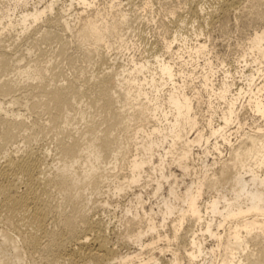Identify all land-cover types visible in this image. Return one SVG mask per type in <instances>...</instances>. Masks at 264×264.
<instances>
[{
  "label": "bare ground",
  "instance_id": "obj_1",
  "mask_svg": "<svg viewBox=\"0 0 264 264\" xmlns=\"http://www.w3.org/2000/svg\"><path fill=\"white\" fill-rule=\"evenodd\" d=\"M99 1L40 0L27 9L28 0H0V264L37 254V264L118 261L90 203L104 188L119 197L138 187L127 215L142 249L169 252L168 264H264V126L247 130L242 119L251 111L264 121V27L237 45L244 67L235 75L245 86L230 71L216 84L211 45H189L178 9H166L177 30L163 42L178 62L156 51L152 60H122L138 19L117 0ZM241 3L216 0L215 12L204 4L189 14L208 24L206 15L227 18ZM142 6L153 14L152 0ZM42 137L59 157L54 168L49 147L33 148ZM147 188L157 211L146 210ZM141 255L118 264H165Z\"/></svg>",
  "mask_w": 264,
  "mask_h": 264
},
{
  "label": "rangeland",
  "instance_id": "obj_2",
  "mask_svg": "<svg viewBox=\"0 0 264 264\" xmlns=\"http://www.w3.org/2000/svg\"><path fill=\"white\" fill-rule=\"evenodd\" d=\"M37 1L39 2L40 0H33V1L28 0V2L30 4H28L27 9L32 8L34 4H37ZM111 1H113V0H100L99 4L106 5L108 2L110 3ZM146 1L149 2L150 0H117V2L122 3L125 6L126 10L131 11V9L132 10L134 9L133 10L134 12L133 11L131 12V13H133L132 17L134 16L133 18H135V20L138 19L135 21L136 22V23H134L135 25L133 24V26L135 28V32L130 33L128 35V41H129V46H131L130 47L131 50H122L120 52V54L118 55L119 58H121L122 60H124V59L126 60L127 58L128 59L135 58L136 60L138 59L139 61H144L147 58L149 60H152V59H150L151 57H153L154 55H158L160 53L159 55H164L165 59H167V60L173 59L175 62H178L177 57H175V56L172 57L171 54L170 55L165 54V52L163 51V45H164L163 42H165V39L173 38L175 29L177 30L176 26L172 22H170L173 20L167 16V13H166L167 10L166 9H169V7L170 8L175 7L176 10L177 9L179 10V11L178 10L177 11L179 12L180 16L185 20V24L183 25V27H181V31L185 34L186 37H188L189 45H191V46L196 45L197 43H195V41H197L198 43H206L209 46L211 45L210 48L212 49V52H213L212 61L214 63V67H215L216 72H218L216 74V76H217L216 77L217 78L216 84H220V82L224 78V75H225L224 73L226 71H230L234 75V82L239 87L245 86V82H243L242 79L239 78V75L238 74L235 75V73L242 71V69L244 67L243 61H242V63L241 62L238 63V61L242 60V59H240V55L242 53H241V48H238L237 45L243 44V43H248V39L254 35V32H256V30H260L264 27V17H262V16L260 17V15L257 17V15H256V14H258L257 13L258 9H260V8H257V6L255 5V3L259 4L257 0H256L257 2L254 0H242V3L239 5V9H233L234 11L231 10L228 13L229 16L227 14V18L225 17L227 20H224L225 18L223 19L224 16L223 15L221 16V13H219V15H218V13L217 14L215 13L216 16L213 15V16H209V17L206 15V18H209L207 20L208 24L206 22H203V21L199 22V23H193V20L190 17L189 11H190L191 7H195L196 5L206 4L205 5L206 8L207 9L209 8L208 13H211V11L215 12V10L217 9L216 7H218L215 4L216 0H152V13H153L152 15H150L149 11H146V12L142 11V7H143L142 5L144 3H146ZM243 1H245V2H243ZM43 3H45V2H43ZM43 5L44 4H41L40 7H42ZM252 5H254L253 7H255V8H253V7L251 8ZM101 7H104V6H101ZM140 7H141V9H140ZM213 7H215V9H213ZM258 7H259V5H258ZM262 9H260V10H262ZM77 10H80V9L77 7ZM164 15H166V16L164 17ZM151 16L155 17L154 23H151L152 22V19L150 18ZM160 20H162L163 23L167 24L165 27V29L167 28L166 29L167 31L162 30V28L160 27V26H162V23H160ZM157 22H159L160 24H157ZM193 31H194V33H196L195 35H194ZM166 32H168V33H166ZM200 32H202V34H200ZM197 35H198V37H197ZM42 46H44V45H41V47ZM42 48H44V47H42ZM45 48H46V46H45ZM180 48H181V44L176 43L174 46L175 52L178 51ZM155 51L158 54L157 53L155 54ZM184 53L185 52L183 51L182 54H184ZM185 57H187V55H185ZM141 59H143V60H141ZM223 62H225V65L222 64ZM199 64L202 67L204 65V61L200 60ZM81 65H83V64H81ZM201 67H199L195 71L197 73L196 74L197 77H200V75L202 74ZM64 68H65V72H66L67 71L66 66ZM189 68L191 69V66ZM69 71H70V69H68V71L65 74L71 73ZM68 76H70V74ZM71 76H73V74H71ZM195 85L198 88H199V86H201L200 78L195 80ZM247 112H248V114H247ZM247 112H244V114L242 116V119H244V121L248 122V124H249L247 130L250 129V127L256 126V124L264 126L263 119H261L257 115L254 116V114L251 111H247ZM253 117L255 118V119H253L254 123L252 120ZM202 123L204 124V120ZM80 124H79V126H82V124L81 125ZM233 130H235V129H233ZM49 136H51L53 138V135H49ZM51 137L39 138L40 140H37V142L38 141L39 142L38 143L35 142L36 144L34 143L33 148L38 147V148L46 149L49 147V150H50V148L54 149V145H52L53 142L51 141L52 140ZM43 138H45V139H43ZM46 139H47V141H46ZM234 140H235V138H234ZM45 145H46V147H45ZM20 146L22 147L23 145H20ZM196 148H195V151H197L196 153L202 152L200 148H198V147H196ZM52 149L50 150L51 155H50V158H48V161H51L50 163L52 164V167L54 168L53 165L59 163L60 160H59V157L56 155L55 151L54 150L52 151ZM222 151L226 155L227 154V147H226V149L222 148ZM215 155H216V153L213 154V159H214V157L217 156V155L216 156ZM211 156L212 155H210L209 160L212 162L213 159ZM194 163H195L196 168L199 169L198 167L200 166L201 162L198 159H196V162H194ZM173 171L178 175L179 182L189 181L190 177L189 178L184 177V175L182 174L181 171L177 170L174 167H173ZM77 172H78V174L81 175V171L79 169H77ZM133 192H134V194H139L141 192L140 187H138L134 190L128 191V193H123L124 195L121 194L119 197L110 196L108 194L107 188H104L103 191L101 192V194H99L98 196H94L93 202L90 203V206H91L90 212L92 211L91 214L89 213V215L91 216L90 218L92 220H95L96 222H101L102 225L104 227H106L105 231H107V233H105V234H107V236L106 235L105 236H106L107 241H108L107 242L108 247H109V249L112 248V250L113 249L116 250L115 252H116L118 261L116 260L112 264H118V262L120 261V257H124L126 255H135V254H140V253L142 254L140 256L141 258L146 259V258H149L152 254H154L155 256H159L160 258H162L164 260L165 264H168L167 262L171 259V254L169 252L165 253L164 255H159V252H157L158 250L152 251L150 249H142L141 245L139 243H137L135 240H133L131 237L133 235L134 229L132 228V224L130 222V221H132L131 220L132 216L127 215V210L135 209V201L133 199L134 197L132 194ZM143 197H144V201L146 202V205H145L146 210L150 211V209H154L155 211H157V201H156V199H153V197L151 196V188H147L146 190L143 191ZM104 202H106V205H104ZM126 221L128 222V224ZM156 222L160 223L161 220L158 218V220H156ZM150 239H151V237L147 236L144 238L143 242L146 244ZM165 245L166 244H164V243H160V247H163V246L167 247V245L166 246ZM213 245H214L213 240L209 239L207 242L208 250H211ZM172 246H170L171 249L176 248V245L175 246L172 245ZM37 255H38V257H37ZM37 255H36V257L34 256L31 258L33 260L35 259V261H33V262L31 261L32 263L37 264L40 261L42 263V256L40 255V257H41L40 258L39 254H37ZM38 258H40V259H38ZM31 259L26 261L27 264L28 263L32 264L30 262ZM88 261H91V262L89 263ZM67 263L71 264L69 262H67ZM67 263L63 262L62 264H67ZM87 263L88 264H107V262L92 261V260H85V261L77 262V264H87ZM60 264H61V262H60ZM72 264H74V263H72ZM200 264H203V262H201Z\"/></svg>",
  "mask_w": 264,
  "mask_h": 264
}]
</instances>
